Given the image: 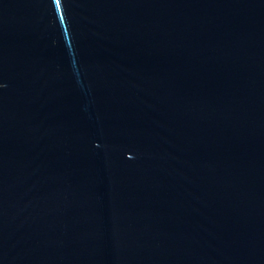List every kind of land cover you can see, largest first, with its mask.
I'll return each mask as SVG.
<instances>
[{
    "label": "water",
    "instance_id": "1",
    "mask_svg": "<svg viewBox=\"0 0 264 264\" xmlns=\"http://www.w3.org/2000/svg\"><path fill=\"white\" fill-rule=\"evenodd\" d=\"M0 264H264V0H0Z\"/></svg>",
    "mask_w": 264,
    "mask_h": 264
}]
</instances>
